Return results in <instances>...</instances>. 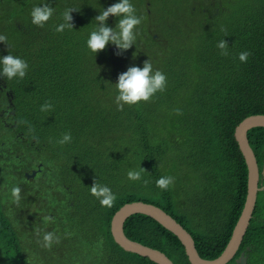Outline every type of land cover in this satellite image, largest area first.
Returning <instances> with one entry per match:
<instances>
[{"label":"trees","instance_id":"trees-1","mask_svg":"<svg viewBox=\"0 0 264 264\" xmlns=\"http://www.w3.org/2000/svg\"><path fill=\"white\" fill-rule=\"evenodd\" d=\"M46 2L0 0L22 19ZM115 2L51 0L55 12L43 27L24 24L28 35L21 40L33 45L34 56L21 81L34 82L30 105L36 135L56 163L44 168L37 188L69 196L27 201L19 213L11 199L18 172L1 166L0 264H157L116 244L112 215L125 203L143 201L190 232L193 175L212 164L246 172L235 128L249 115L264 114V0H132L142 18L135 45L117 55L121 50L109 44L95 54L86 46L94 18ZM69 7L77 9L71 13L74 28L57 32ZM118 19L110 15L107 23L115 27ZM221 40L227 42L224 50L218 47ZM242 52L249 53L243 61ZM148 59L166 74L165 89L120 110L118 75ZM46 103L52 107L42 109ZM66 132L71 141L59 143ZM247 136L259 157L264 127ZM129 170L140 171L141 178L129 179ZM161 176L174 177L167 189L156 184ZM94 182L116 194L110 207L91 193ZM45 232L57 237L51 247L43 246ZM124 233L160 250L173 264H190L180 240L147 215L128 217ZM198 250L205 259L220 253L204 242Z\"/></svg>","mask_w":264,"mask_h":264},{"label":"flooded vegetation","instance_id":"flooded-vegetation-1","mask_svg":"<svg viewBox=\"0 0 264 264\" xmlns=\"http://www.w3.org/2000/svg\"><path fill=\"white\" fill-rule=\"evenodd\" d=\"M29 22L31 17L22 19L0 4V35L7 37L5 42H0V55H7L9 51L29 63L34 56L33 45L27 47L21 40L28 35L24 24ZM11 42L13 44H9ZM33 83L0 78V167L12 166L19 176L16 186L22 192L28 184L24 191L32 193V198L34 191H39L38 181L44 170L43 162L34 160L33 151L46 153L43 150L46 144L38 142L32 120V115L35 117V109L30 105H33ZM26 134L30 136L29 142ZM255 159L258 169L255 204L240 243L225 264H264V153ZM212 167L196 172L192 179L190 234L199 255L198 244L201 242L212 251L219 250V255L225 250L234 236L248 193L247 168L244 174L238 168L225 171L219 165L212 164ZM32 184L34 188L30 187ZM36 198L45 200L48 194L45 192Z\"/></svg>","mask_w":264,"mask_h":264},{"label":"clouds","instance_id":"clouds-1","mask_svg":"<svg viewBox=\"0 0 264 264\" xmlns=\"http://www.w3.org/2000/svg\"><path fill=\"white\" fill-rule=\"evenodd\" d=\"M77 9L66 8L62 13L63 22L56 26L57 32H63L65 29L74 28L71 13ZM55 12L51 6V0L46 3L34 5L30 11L31 23L43 27L50 20ZM119 18L115 27L109 26L107 20L109 16ZM97 22L94 29L90 31L86 41L87 48L97 54L104 50L109 44L121 50L120 53L130 49L135 45L138 27L142 23V18L137 14L135 5L132 0H117L106 9L103 8L94 18ZM6 36L0 35V42H5ZM227 42L221 40L218 47L222 50L226 49ZM226 54V52H225ZM248 52L240 53V60H246ZM29 64L27 60L18 55H13L8 51L7 55H0V78L7 80L22 79L26 76ZM167 77L159 69H154L152 62L148 59L143 62V66L131 65L126 71L118 75L117 82L114 83L117 95L115 102L120 110H123L125 104L135 105L141 101H148L158 91H163L166 87ZM50 104H45L42 109L51 108ZM72 139L71 133L63 134L59 143L64 144ZM253 150V149H252ZM254 152V151H253ZM255 154V153H254ZM256 157V156H255ZM127 176L131 180H139L141 172L137 170H129ZM174 181L172 176H161L156 184L161 189H167ZM103 206H111L116 199V194L107 185L94 182L90 189ZM21 189L14 186L11 189V195L15 202L19 201ZM48 219H51L50 217ZM43 246L51 247L53 241L57 239L53 232H45L43 237Z\"/></svg>","mask_w":264,"mask_h":264},{"label":"water","instance_id":"water-1","mask_svg":"<svg viewBox=\"0 0 264 264\" xmlns=\"http://www.w3.org/2000/svg\"><path fill=\"white\" fill-rule=\"evenodd\" d=\"M256 127H264V114L249 115L242 119L235 128V139L247 168L248 193L234 236L218 257L214 259L202 258L196 249L193 237L186 228L160 207L143 201L125 203L112 215L110 233L116 244L125 251L147 257L157 264H173L160 250L131 240L125 235L124 223L126 219L134 214H144L157 221L180 240L190 264H225L239 245L255 204L258 169L255 154L249 144L247 133L250 129Z\"/></svg>","mask_w":264,"mask_h":264},{"label":"rangeland","instance_id":"rangeland-1","mask_svg":"<svg viewBox=\"0 0 264 264\" xmlns=\"http://www.w3.org/2000/svg\"><path fill=\"white\" fill-rule=\"evenodd\" d=\"M9 44H13V42L9 43ZM26 140L29 142L30 141V136H28V134H26ZM32 153V152H31ZM33 153L35 154V161H42L43 162V166L44 168H48V170H50V167H54L56 165L55 162L51 161L50 157H47L49 155V152L47 153H43V154H39L38 152L36 151H33ZM30 155V152L29 154H27V156ZM30 158V157H27V159ZM22 167V166H21ZM44 171V170H43ZM48 172V171H47ZM193 179V177H192ZM181 180H185L187 181L188 180V183H190V179H185V176L184 175H181ZM59 189H63L62 186H59L58 183L56 184ZM3 187L0 186V189H2ZM34 188V187H33ZM47 193L48 196L50 197V199H58V197H67L69 195L67 194H64V193H59V194H53L51 193L50 189L46 188L45 190L43 191H38V192H35L34 193V197L32 198V193H26L25 191L23 192H20V198H19V201L18 202H15V204H17L18 206V211L19 213L21 212V208H22V204L25 203V202H29V203H32L33 202V199H36V196L40 197L41 194L43 195L44 193ZM191 195V194H190ZM11 199L14 200V198L11 196ZM189 208H190V204H189ZM20 226V225H19ZM27 225H24L23 224V228H25ZM189 227H190V224H189Z\"/></svg>","mask_w":264,"mask_h":264},{"label":"bare ground","instance_id":"bare-ground-1","mask_svg":"<svg viewBox=\"0 0 264 264\" xmlns=\"http://www.w3.org/2000/svg\"><path fill=\"white\" fill-rule=\"evenodd\" d=\"M18 212V211H17Z\"/></svg>","mask_w":264,"mask_h":264}]
</instances>
